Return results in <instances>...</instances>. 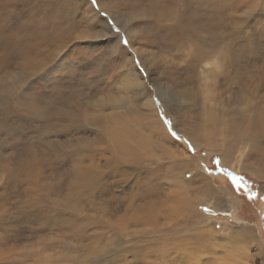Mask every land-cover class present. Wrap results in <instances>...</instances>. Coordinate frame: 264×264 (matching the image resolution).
<instances>
[{"label": "rangeland", "instance_id": "1", "mask_svg": "<svg viewBox=\"0 0 264 264\" xmlns=\"http://www.w3.org/2000/svg\"><path fill=\"white\" fill-rule=\"evenodd\" d=\"M98 1L99 11L91 0H0V94L31 81L57 97L38 116L0 122V264H264V154L236 135L264 112V14L249 15L258 0L194 3L199 28L184 35L150 14L180 0ZM12 25L25 40H11ZM56 25L72 40L42 47L53 68L18 82L16 50ZM85 38L112 61L103 77L81 59ZM72 121L93 134L58 139Z\"/></svg>", "mask_w": 264, "mask_h": 264}, {"label": "bare ground", "instance_id": "2", "mask_svg": "<svg viewBox=\"0 0 264 264\" xmlns=\"http://www.w3.org/2000/svg\"><path fill=\"white\" fill-rule=\"evenodd\" d=\"M173 1L171 0V3H170V0H169L168 1L170 3L169 5L174 4ZM180 1L182 2V5H180L179 9H176L175 10V9H169L168 8L169 10H162V11L159 12L160 14H162L161 17H159V15H158L159 13L157 14V13H154V12H150V14L151 15H154L155 14L154 15V18L157 21H159V22H166V21L170 22V26L165 27V28H170L171 31L174 30L179 35H184L185 33H187L192 28L193 29H198L199 28L196 23H193L192 22V17H193L194 14H192L191 13V10L188 9V8H191L192 9V5L194 3H197V4L201 5L202 4V0H180ZM180 1H179V3H180ZM100 6H101V8L106 9V13H109L111 15L116 14L115 11L113 9H111L109 6H107V5L105 6V5H101V4H100ZM92 7H94V6L92 5ZM161 7H163V6H161ZM94 8L97 9V11H99V9H100L99 5L97 7H94ZM21 9H22V7H21ZM151 10H153V9H151ZM57 12H60L59 13L60 17L59 18H61L62 20L63 19L66 20L65 16L70 13V12L65 11L63 9L61 11H57ZM141 12H143V11H141ZM6 13L8 14L7 11H6ZM142 14H144V13H141V15ZM5 15H4V18L0 19V23L3 22L4 20H5V22L6 21L8 22V18H7L8 16H5ZM10 15H11V18H12V14H10ZM146 15L148 16V14H146ZM41 16H42V14H41ZM11 18H10V20H11ZM37 18H39V17H37ZM10 20H9V22H12ZM154 22H156V21H154ZM168 22H166V23H168ZM44 23H45V21H44ZM37 24H39V23L37 22ZM1 25H3V24H1ZM31 27H30V29H31ZM38 27L39 26H37V28ZM123 27H124V25H123ZM61 28H62L61 26H57V25L55 26L54 29L47 28L48 30H46V32H44V34L42 33V29L38 28V31H37L38 38H33V39L30 38V40H36V39L39 40L40 39V42L39 43H33L34 45H32L30 47H26L24 50H21L20 49L21 51H19V52L16 50V58H17V54H18V59H22V60H19V61H21V63H18L17 65H15L16 66V69L22 68V73L19 76L18 82H24L27 78H30L33 75L36 76L40 72H42V73L43 72H47V69H49L48 67H50L49 65L53 61V58H54L55 55H54V52L46 53V51H42V47H48V46H52L53 45V47L55 46V47H59L60 49H62V48H64L66 46V44L68 42H70L72 40V37H73L71 33H66L65 31L63 32V30H61ZM6 30L7 29H5V31ZM9 30H12L14 32L13 25H12V28L11 29H8V31ZM49 32H50V37H49V34H48ZM14 35H16V40H14L15 39L14 38ZM26 35L27 34H24V33H21V32L18 31V34L14 32V34L9 35V36H11V40L18 42L20 40H25L24 38L26 37ZM53 35H54V37H52ZM92 35H93L92 37H94V39H97V38H100V37H103L104 36L103 32H101V34L100 33H97V34H94L93 33ZM47 37H49V40H48L49 42L47 41ZM16 48H19V46H16ZM116 48L117 47L115 46V49ZM30 49L31 50L32 49H35V54L33 56H31V54H26V52H24V51L30 50ZM109 52L111 53L110 50H108L107 53H109ZM51 58H52V60H51ZM59 66H60V64L56 65L55 68H59ZM50 68H53V67H50ZM28 70H30L29 71V74L30 75H26L25 74V71H28ZM7 73L8 72H5L4 74H7ZM13 76H14V74H13ZM6 77H7V75L4 76V77H2V79L4 81L5 80L7 81V78ZM9 79L10 78L8 77V80ZM7 82L9 83V85H8L9 91L8 92H11V88H12V85L14 84V81H13V83L12 82H9V81H7ZM245 131H246V133H245ZM245 134L248 135V136H250V138H251L250 148H255V149H258L259 150V153L252 151V155H254V154H256V155H263L264 154V112H261L258 115V117L256 118L255 122L252 123L251 125H248L247 126V129H243V130H240L239 129V130H237V134L236 135H237V138H241L242 136H245ZM223 164L226 165V166H228V164L226 163V160H223ZM240 165H242V166H239V169H244L243 168L244 167L243 164H240ZM253 168H251V170ZM246 169H249V167H246L245 170ZM255 170H257V168ZM252 171H254V170H252ZM83 179H85V177H84V174L81 173L80 174V177H78V180H80V182H81V184H80V187L81 188H84V184H83V181L84 180Z\"/></svg>", "mask_w": 264, "mask_h": 264}, {"label": "snow or ice", "instance_id": "3", "mask_svg": "<svg viewBox=\"0 0 264 264\" xmlns=\"http://www.w3.org/2000/svg\"><path fill=\"white\" fill-rule=\"evenodd\" d=\"M53 4L59 2V0H51ZM91 4L94 7L98 6V0H91ZM259 9L257 14H264V0H258V3L254 6L252 10H250L249 15H251V19H255V15H252L256 9ZM102 15H107L106 13ZM251 19L248 20V23H251ZM112 20H105V24L108 26L107 31H113ZM261 31H264V25L261 26ZM128 41L123 40L122 44L127 45ZM78 47L84 49V54L81 59L85 60L89 69L92 70L96 75L92 77V79H97L103 77L109 70L112 61L110 59H105L103 54L93 55L92 52L97 47L91 40V38H85V40L78 45ZM264 55V52L261 53ZM137 65V71H142L139 69V61H135ZM126 69L124 71H120V76L126 75ZM31 81H29L18 93L13 94H0V122H2L6 117L9 123L15 116L27 112L30 115L38 116L43 112V106H46L50 100L57 99L56 95L53 94L49 97L48 93H40L33 92L31 88ZM86 86V85H85ZM12 115H9V114ZM35 122V121H33ZM165 123H170L165 119ZM56 137L60 140H64L65 137H74L77 135H92L84 125L80 124L78 121H72L66 129L62 131H57L54 133ZM57 151H60L61 154L65 152V149L57 147ZM189 151L194 152V148L189 145ZM220 163L219 159L214 161V164L218 165ZM205 171H211L205 169ZM224 175L227 176L230 181L233 189L237 191V194L243 193L249 199L255 197L256 193L252 192L249 185L243 180V177H239L232 172L227 171V169L223 170ZM264 199V197H261ZM208 209H205L207 211ZM97 264H104L103 258L98 260Z\"/></svg>", "mask_w": 264, "mask_h": 264}, {"label": "flooded vegetation", "instance_id": "4", "mask_svg": "<svg viewBox=\"0 0 264 264\" xmlns=\"http://www.w3.org/2000/svg\"><path fill=\"white\" fill-rule=\"evenodd\" d=\"M226 177H227V176H226ZM253 199H254V198L249 199V198L247 197V199H246V200H247V203H248V202H251V200H252V202H253Z\"/></svg>", "mask_w": 264, "mask_h": 264}]
</instances>
